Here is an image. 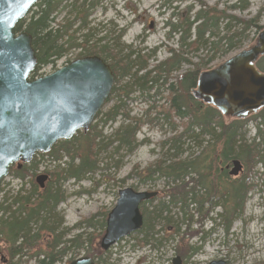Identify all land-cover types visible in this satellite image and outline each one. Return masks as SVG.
<instances>
[{
	"label": "rangeland",
	"instance_id": "1",
	"mask_svg": "<svg viewBox=\"0 0 264 264\" xmlns=\"http://www.w3.org/2000/svg\"><path fill=\"white\" fill-rule=\"evenodd\" d=\"M70 1L63 0L61 5L66 2L69 4ZM199 8H214L219 16H223L224 19H219V31L222 34L229 25V34L233 31L240 33L234 38L238 46L228 52L218 50L213 55V51L210 52L202 45L186 47L184 57H187L188 62H183L178 72H172L171 78L164 84H160L162 80L156 84L149 81L148 84L152 87L148 90L136 86L129 75L121 78L117 83V86L123 85L122 90H119L120 94L114 92L109 95L86 132L77 130L69 142L71 147L78 149L77 153H81L82 149L86 148L84 136L96 133L95 142H98L94 153L97 160L96 169L81 174L77 179L66 175L68 165L76 166L80 158L79 154L71 158L66 151L59 148L58 143L62 140H58L48 152H37L33 159L36 166L34 169H27L23 179L14 174H8L2 179L0 202L4 198L10 202L21 186L22 194H27L32 183H36L34 179L38 174L45 172L51 174L55 170L63 171L62 175L66 177L60 178L56 183L60 184L65 197L56 209L63 219L58 230L64 232L66 239L83 231L84 244L95 250L97 246L100 247L99 239L104 233V227L100 226L101 220H104L111 211L121 188L156 190L159 193L152 200L143 202L139 208L144 215V210L151 213L155 205L164 201L167 203L168 208H164L157 216L150 214L149 222L154 230L150 238L151 242L144 245L138 241L148 229L144 226L142 232L136 231L123 236L109 249L99 253L100 257H97L99 254L95 256L94 261H97V264H171V259L178 254L177 247L184 243L197 250L182 259V264H207L212 259L220 258H226L227 264H264V164L259 162L249 168V165L245 167L244 161H241L243 164L241 173L236 177L229 175L231 179H245L249 190L242 212L232 220L227 232L220 223L222 219L218 215L223 211L221 205L207 210L208 203H204L199 210L197 203L190 202L187 206L189 212L184 216L179 207L180 203L178 201L175 205L168 203L169 196L166 193L169 187L179 182L178 180L157 176L156 173L151 179L143 180L146 168L154 166L158 160L168 163L175 158L174 156L183 159L189 155L203 156L202 154L211 153L214 141L210 134H203L197 128H193V137H189L191 131L181 136L186 121H179L173 116V111L168 110L171 96L168 86L171 82H175L174 76L194 69L196 64H201L198 66L200 71L212 68L233 53L252 44L254 37L264 25V0H101L87 17V25L82 27L76 36L81 37L83 33L93 29L89 39L97 42L96 38L109 34L113 49L119 51L121 55L132 50L135 53L129 59L136 60V53L146 58L145 68L137 72V75H142L147 70H152L159 61L168 59L169 48H177L175 44L178 37L181 38L182 32L178 35L166 36L170 29V26L165 24L166 18L170 17L172 22L180 21L184 28V20L188 17L191 20ZM68 10L69 7H61L57 19L68 15ZM174 14L176 15L173 17ZM244 20L250 21L251 25L242 30L244 24L241 22ZM151 22L155 27L149 29L148 25ZM113 29L117 34L116 39L113 38L112 33H109ZM122 30L125 31L118 39V33ZM79 52H81L79 48H71L64 55H77ZM208 57L213 58L206 65H202L201 61ZM67 60L57 59L56 62L43 66L38 73L42 75L49 73ZM136 65L137 62L131 67L132 73L137 70ZM257 67L261 70L262 64L257 63ZM157 91L159 93H156ZM117 106H119L117 114L112 117ZM261 110L264 111V108ZM107 113L111 116L108 117ZM251 116L246 117L244 140L256 144L264 159V143H261L255 135L257 127L264 133V124H257L261 117L254 119ZM221 118L224 123L233 120L222 116ZM126 127L134 130L130 145L117 141L116 132ZM178 136L180 142L176 140ZM173 144L178 147L175 148ZM215 147L218 148L219 145L216 144ZM206 148L208 151L204 153ZM212 155L216 156V152ZM14 168H16L15 164L12 165V170ZM220 178L217 175V178L212 176L210 179L213 182H217L218 179L226 185L223 178ZM55 179L56 177L50 175L47 184L54 183ZM190 184L191 182H188L187 185ZM38 189L40 191L39 186ZM214 200L221 202L222 198L217 195ZM188 214L192 217L189 222ZM90 217L92 219L89 225L86 220ZM155 237L157 241H154ZM43 246V240H38L29 252L33 253ZM84 254V248L70 249L64 258L55 264H67L71 259ZM0 264H3L1 259ZM20 264H34V257H29Z\"/></svg>",
	"mask_w": 264,
	"mask_h": 264
},
{
	"label": "trees",
	"instance_id": "2",
	"mask_svg": "<svg viewBox=\"0 0 264 264\" xmlns=\"http://www.w3.org/2000/svg\"><path fill=\"white\" fill-rule=\"evenodd\" d=\"M62 1L38 0L29 9L27 16L18 20L13 29L16 33L25 31L31 34V45L37 63L30 73L32 78L39 75L38 71L43 66L51 64L67 53L69 49L79 48L81 52L77 54V57L96 54L102 60L108 62L115 76V83L111 88L110 95L114 92L119 95V90H122L123 85L117 86V83L126 75L132 77V82L136 86L145 90L152 87V85L148 84L149 81L156 84L159 80H162L160 84H164L167 81L166 77L171 75L175 68L178 69L180 62H188L187 57H184L186 47L202 45L210 52L213 51V55L218 50L228 52L238 46V42H235L234 38L240 33L233 31L229 34V25L225 27V32L220 33L219 19L223 18V16H219L214 8H199L191 20L188 19L189 17L184 20L179 52L175 54L177 57L176 66L174 67L173 62L175 57L171 56L168 60L159 61L153 66L152 70L149 69L146 73L137 75L139 70L145 68L146 58L143 55L136 53V60H131L129 57L135 53L134 51L131 50L125 55H121L119 51L113 49V44L109 41L107 42L106 52L102 55L97 42L88 43L90 40L88 38L92 35L93 29L88 33H83L81 37L76 36L81 28L87 25V17L101 0H71L69 4L66 2L61 5ZM61 7H69L68 15L57 19L56 16ZM241 23L244 24L242 30L251 25L250 21L244 20ZM192 28L193 30L191 31ZM192 36L193 38L191 39ZM213 57H208L206 60L201 61L202 65H206ZM135 62H137V70L132 73L130 69ZM257 63L262 64L261 71H264V57L259 58ZM199 65L201 64H196L194 69L186 71L176 78L175 82L169 84L168 89L171 96L168 110L173 111V116L177 117L179 121H186L181 136L191 131L192 133L189 137H193V128H197L201 133L210 134L213 137L214 143L212 147L214 146V148L212 149L211 147L210 154L205 153L208 151L206 148L203 151L205 153L202 154L203 156L200 154L189 155L183 159L180 156H174L175 158L168 163L158 160L154 166L146 168L143 180L151 179L154 173L157 176L171 177L173 181L178 180L179 182L169 187L166 193L169 196L168 203L172 205H175L177 201L180 203L179 207L184 216L189 212L187 211V206L190 202L197 203L199 210L202 209L204 203H208L209 209L207 210L221 205L223 211L218 215L222 219L220 223L224 226L225 232H227L231 227L232 220L240 215L245 206L244 203L247 200L249 186L245 179H231L229 174L224 170H220V168L230 164V160L234 158L241 159L240 161H244V166L247 167L249 165V168L259 162L264 164V159L256 144L248 143L244 140V127L247 119L235 118L228 123H224L217 109L210 105H202L193 98L191 90L195 86L198 73L200 72ZM160 77L163 79H159ZM156 93H159V91ZM119 106L115 108L112 117L117 114ZM263 112V110H260L257 115L253 114L251 116L254 119L261 117L260 122L257 123L258 125L264 124ZM167 115L168 111L166 110ZM107 116L110 117L111 114L107 113ZM116 135L117 141L130 145L133 141L134 130L131 127H126L118 130ZM256 135L261 140V143H264V133H262L261 128L257 127ZM96 138V133H92L90 136L86 134L84 136L85 144L83 143L86 148H83L81 153H77V148L71 147L69 144L71 138L58 143L59 148L66 151L71 158L79 154V163L76 166L69 164L66 175L77 179L81 174L96 169L97 160L94 157L98 144V142H95ZM176 140L180 142V136ZM216 144L219 145L218 148L215 147ZM173 146L175 148L178 147L175 144ZM215 152L216 156H213L212 154ZM35 166L34 160L30 164L24 163L19 170L17 168L12 170L11 166L9 167V174H14L18 178L23 179L26 175V170L34 169ZM62 174L63 171L61 170L49 173V175L56 177L55 182L47 184L43 190L39 191L38 185L34 182L27 194H22L23 189L21 186L16 190V194L10 202H7L5 198L0 202V252L7 256V264H20L27 261L29 257H34V264H55L61 261L70 249L79 250L80 248H84L85 254L94 260L95 256L105 251L101 250L99 246L95 250L87 247L84 244L83 235L85 233H82L83 231L66 239L64 238V232L58 230L63 219L62 215L58 211L56 212V209L65 197L64 192L60 189V184L56 183L60 178L66 177V175ZM193 174H196V176L194 177ZM217 175L223 178L222 180L226 182V185H223L218 179L217 182H213L210 179L212 176L217 178ZM185 178L187 179L185 180ZM188 182H191L190 186L187 185ZM217 195L222 198L221 202L214 200ZM164 208H168L165 201L155 205L151 213L144 210L143 224L137 232H142L144 226L148 227V229L147 231L144 230V236L138 239L141 244L145 245L151 242L150 238H152L151 235L154 230L149 222L150 214L157 216ZM187 216V221H191V215L188 214ZM91 219L90 217V219L86 220L89 225L91 224ZM104 220H101V227L105 226ZM38 240H43V248L30 253L29 250L35 247ZM154 241H157L156 237ZM196 250L184 243L177 247V255L185 259ZM97 257H100V254ZM95 263L97 264L98 262L95 261Z\"/></svg>",
	"mask_w": 264,
	"mask_h": 264
},
{
	"label": "water",
	"instance_id": "3",
	"mask_svg": "<svg viewBox=\"0 0 264 264\" xmlns=\"http://www.w3.org/2000/svg\"><path fill=\"white\" fill-rule=\"evenodd\" d=\"M38 0H0V181L13 162L29 163L33 155L48 152L58 140L70 139L86 130L110 95L114 74L98 55H85L37 78H31L36 56L31 34L14 32ZM264 56V25L252 44L233 53L212 68L201 70L191 95L201 104L217 109L225 119H245L264 108V71L256 61ZM227 173L238 176L239 159H232ZM47 175L35 181L43 186ZM157 194L156 190L123 187L105 218L100 249L112 244L143 224L139 204ZM171 264H182L179 255ZM67 264H96L89 255ZM207 264H226L212 259Z\"/></svg>",
	"mask_w": 264,
	"mask_h": 264
},
{
	"label": "flooded vegetation",
	"instance_id": "4",
	"mask_svg": "<svg viewBox=\"0 0 264 264\" xmlns=\"http://www.w3.org/2000/svg\"><path fill=\"white\" fill-rule=\"evenodd\" d=\"M176 14H174L173 15V17L175 16ZM173 19V18H172ZM165 24L166 25H169L170 26V29L167 31V34H166V36H168L169 34L170 35H178V33L180 34V32H182V23L180 22V21H177V22H172V21H170V17H168V18H166V20H165ZM149 27V29H151V28H154L155 26H154V24H153V22H151L149 25H148ZM124 31L125 30H122L121 32H119L118 33V39H119V37L124 33ZM146 30H144V32H145ZM86 33H88V32H86ZM109 33H112L113 34V38L114 39H116V37L115 36H117V34H116V31H114V29L112 30V31H110ZM92 36V35H91ZM110 35L109 34H104L103 36H101V37H98V38H96L97 39V44H98V47H99V50H100V53H102V55H104L105 54V52H106V46H107V42L109 41L110 42V40H111V38L109 37ZM89 39V38H88ZM181 39V38H180ZM180 39H179V37H178V39H177V41H176V44H175V46L177 47V48H174V49H171V48H169V51H168V58L169 57H171V56H174L175 58L173 59V62H174V67L176 66L175 64L177 63L176 62V56H175V54L177 53V52H179V48H180V46H179V44H180ZM92 40H89L88 41V43H90ZM103 51V52H102ZM100 57V56H99ZM101 58V57H100ZM181 59V58H180ZM166 60H168V59H166ZM108 63V62H107ZM182 63L183 62H180V64H179V67L182 65ZM179 67H178V69H174L173 70V72L174 73H176V72H178V70H179ZM182 74H180L179 76H174L173 78H178V77H180ZM169 78H171L170 77V75L168 76V77H166V79H169ZM114 79H115V76H114ZM159 79H163L162 77H160ZM114 83H115V81H114ZM235 159V158H234ZM238 159V158H237ZM232 160V159H231ZM230 160V161H231ZM15 164V166H16V168L19 170V169H21L22 168V166H23V164L24 163H21V162H14V163H12V165H14ZM11 165V166H12ZM10 166V167H11ZM231 166V162H230V164H227L224 168H220V170H224L226 173H227V170H228V168ZM241 173V172H240ZM45 174L47 175V177H46V179H45V182L43 183V186H40L38 183H37V181H36V183L38 184V186H39V188H40V190H43L44 188H45V186L47 185V182H48V180H49V178H50V175H49V173H46L45 172ZM34 181H35V179H34ZM159 192L157 191V194H158ZM156 194V195H157ZM155 195V196H156ZM154 197V196H153ZM151 199H153V198H151ZM150 200V199H149ZM145 201H147V200H143V202H145ZM143 202H141L140 204H139V208H140V206L142 205V203ZM140 211H141V209H140ZM142 214V213H141ZM142 219H143V215H142ZM105 221V220H104ZM106 222V221H105ZM105 227V226H104ZM0 259H1V262L3 263V264H7L8 263V258H7V256H4V253L3 252H0ZM222 259H225V261H226V264H227V259L226 258H222ZM181 260H182V258H181ZM182 263H183V260H182Z\"/></svg>",
	"mask_w": 264,
	"mask_h": 264
},
{
	"label": "built area",
	"instance_id": "5",
	"mask_svg": "<svg viewBox=\"0 0 264 264\" xmlns=\"http://www.w3.org/2000/svg\"><path fill=\"white\" fill-rule=\"evenodd\" d=\"M69 55L70 56H63L60 60L62 61V60L72 59V54H69Z\"/></svg>",
	"mask_w": 264,
	"mask_h": 264
}]
</instances>
